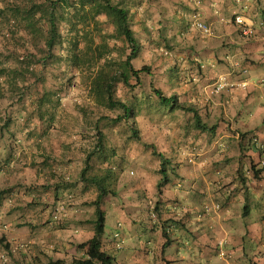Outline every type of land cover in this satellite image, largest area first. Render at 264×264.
<instances>
[{"label":"rangeland","instance_id":"obj_1","mask_svg":"<svg viewBox=\"0 0 264 264\" xmlns=\"http://www.w3.org/2000/svg\"><path fill=\"white\" fill-rule=\"evenodd\" d=\"M5 1L0 0V8L4 6ZM127 2L130 5L131 26L143 42L132 64L137 69L144 65L148 69L147 72L140 74L139 82L130 78V87H125L121 83L115 85V96L132 105L135 114L133 121L121 120L116 123L113 119L120 115L121 111L98 104L89 92V81L96 69L95 46L99 39L89 32L88 35L94 36V43L90 49L84 48L81 35L70 29L67 20L71 16V8L62 6L58 8L57 15L62 14L56 21L60 37L50 50L43 45L40 36L30 34L24 29L23 24L10 17L7 11H0V70H10L0 76L2 199L7 203L9 199L21 202L22 205L16 209L20 213L32 208L30 205L33 201L50 203L55 200L54 191L50 188L56 182H51V179L59 180L61 176L63 180L64 175L61 171H65L67 173L65 177H68L70 182L62 191H58L57 195L67 200L83 199L80 205H91L97 195V189L93 184L81 180L80 171L86 163L93 168L85 171L86 176L98 173L99 166L102 168L111 166L118 174L116 185L113 177L104 179L103 184L113 189L115 185L117 193L115 196L108 194L103 199L105 222L101 238L121 242L120 249H116L118 248L116 244L115 248H106V252L122 264H127L125 256L131 244V236L125 225L122 224L120 227L118 215L122 219L138 221L134 230L140 234V237L135 239L138 248L142 247L141 241L145 242L151 236L142 228L149 227L147 229L154 232L157 228L155 225L160 226L163 221L158 219L154 208L156 202L160 203L158 208L163 212L161 194L157 191L160 159L154 154L153 149L162 153L168 160L166 170L169 171L170 179H173L172 169L187 171L195 168L197 188L205 186L211 192L214 190V193L215 189H222L231 183L228 181L232 177L227 178L225 176L227 174L222 175V172L225 164L233 163V159L221 162L222 153L214 142L215 139L211 138L208 131L194 128L191 113L180 109L172 110L169 106L162 105L153 92V88H160L165 95L176 94L178 101H183L188 91L203 89L205 92L207 89V85L198 74L196 64L190 59L191 51L194 50L189 49L190 46H184L194 41V38H191L195 35L191 23L201 30L202 35H205L204 33L209 35L211 32L209 27L204 30L203 26H198L199 22L195 23L192 18L193 9L199 7L197 6L199 0H127ZM260 2L262 8L264 0ZM252 4L255 10L253 0ZM215 9L217 15L222 14L220 16L226 15L228 11L226 7ZM228 9L230 10L227 25L233 24L235 15L243 17L238 14L241 13L238 6L230 5ZM182 13L185 21L179 24L177 21ZM97 19L102 21L103 18L98 16ZM243 19L245 20L244 17ZM162 20L171 22L163 25ZM144 27H147L149 32H146ZM86 28L89 30L92 26ZM101 29L105 32L112 31L111 26L104 21L101 23ZM77 40L78 45L75 47L73 42ZM207 43L203 42L200 44L202 48L195 50L198 52L207 49ZM107 44L110 51L106 49L103 57L117 58L120 46L125 48L126 54L129 52L122 40L108 39ZM100 50L102 51V48ZM73 53L81 55L83 53L81 69L71 63ZM201 54L204 55L205 52ZM221 54V49H218L212 52L211 56L217 58L221 57ZM124 57L125 55L122 58ZM101 62L102 60L97 64ZM228 77L231 79V75ZM218 78L209 86L212 93L239 91L234 79L225 80L226 85L220 90H215ZM7 81H10L11 85ZM45 92L53 93L52 101L39 108L37 99ZM206 99L210 100L211 97L201 98L202 121L206 119ZM215 101L218 103L220 99ZM46 107H50V111L44 112ZM132 123L137 127L138 138L132 134L130 126ZM99 133H102L103 137H100ZM100 139L103 154H100L97 148ZM80 167L81 169L77 170ZM75 171L79 172L74 176ZM79 180L83 183L78 184ZM177 183L183 184V178H179ZM92 209L94 210V206ZM203 209V213L211 212L209 205H203ZM0 216L7 223L10 218L7 208L2 210ZM22 216L25 217L24 214L20 217ZM202 217L198 212L197 218ZM23 225L18 230L12 227V231H18V235L17 238L10 240L12 247L9 250L4 247L6 243L4 240L0 242V264H45L51 261L49 254L60 251L68 259L67 263L62 261L61 264H70L74 258L85 257L84 250L77 249L81 241L74 242L71 235H62L58 238L60 247L49 246L44 241L48 235V231H44L46 229H42L41 225L32 227L29 222ZM36 230L41 231L36 233L34 240H30L29 236ZM167 231L170 232L168 228ZM115 232L119 233V238H113ZM218 243L219 241L216 245H219ZM73 245L78 252L76 254L71 251ZM221 251L217 248L218 254L225 257L224 250L222 253ZM128 264L135 263L129 259Z\"/></svg>","mask_w":264,"mask_h":264},{"label":"crops","instance_id":"obj_2","mask_svg":"<svg viewBox=\"0 0 264 264\" xmlns=\"http://www.w3.org/2000/svg\"><path fill=\"white\" fill-rule=\"evenodd\" d=\"M253 1L255 10L252 0H199L197 5L199 7L193 9L192 18L195 23L199 22L209 27L211 32L209 35L207 33L202 35L201 30L194 27L190 21L193 26L191 29L195 32L194 37H191L194 41L184 45L194 50L191 51L190 59L196 64L198 74L207 85V89L205 92L203 89L195 92L190 90L186 99L180 102L195 104L202 116L201 98L211 97L210 100L205 101L207 111L203 122L216 125L215 130L209 133L222 153L221 162L233 159L232 164L223 166L222 172V175L227 174L225 175L227 178L232 177L228 181L231 183L222 189H215L214 193V190L211 192L205 186L197 188L195 168L187 171L172 169L173 179H169V182L161 187L160 193L163 207L161 219L163 224L169 226L171 240L164 247L165 239L162 237L159 225L154 232L147 229L149 227H144L142 230L150 233L151 236L145 242L141 241L142 247L138 248L135 239L140 237V234L134 231L138 221L122 219L118 215L120 227L122 224L125 225L131 236V244L125 256L127 264L129 259L135 264H167V262L169 264H248L247 261L264 264V16L260 13V0ZM230 5L238 6V10H241L238 14L243 15L247 22L249 20L248 23L257 24L254 37L249 39L242 37L238 26L226 24ZM216 7L218 9L226 7L228 10L226 15L220 16L221 13L217 15ZM262 9L264 10V6ZM162 21L163 25L171 22ZM184 21V13H182L177 22L182 24ZM203 42L212 44L207 43V49L197 52L195 49L202 48L200 44ZM218 49H221V57L217 55V58H212L211 53ZM201 52L205 54L202 55ZM247 58L249 61L246 60ZM225 71L228 73H223ZM216 78L218 81L234 79L239 91L212 93L209 86L217 80ZM176 84L177 82L174 85ZM218 99L220 101L217 103L215 100ZM252 165L255 170L263 167L258 174L259 178L252 177ZM79 169L81 167L77 170ZM78 172L74 173V176ZM61 173L64 175L63 180L61 176L59 180L51 179V182L56 181L50 188L54 191L55 200L50 203L39 200L29 201L32 202L30 205L32 208L24 213L16 210L22 205L21 202L17 203L9 199L7 203L0 194V213L7 208V214L10 215L7 223L0 216V238L9 244V248L12 247L10 240L17 238L18 235V231H12V227L18 230L25 222L32 224L30 225L32 227L41 225L42 229H46L44 231H48V235L45 236L44 241L49 246L60 247L58 238L62 235H71L74 242L81 241L80 243L93 236L95 219L93 205H80L83 199L67 200L57 195L58 191H62L70 182V179L65 177L67 173L65 171ZM241 176H245L246 179L242 181ZM179 178H183V184L177 183ZM60 180L62 181L59 182ZM205 204L210 206L211 212L203 213ZM198 212L203 216L202 219L197 218ZM21 214L25 217H20ZM26 217L28 221L24 219ZM40 231L36 230L29 239L34 240L36 233ZM221 240L224 241L223 247L216 245ZM101 241L103 250L108 247L115 248L113 239L101 238ZM217 248L224 250L225 257L218 254ZM77 249L85 252V248ZM71 251L78 253L75 245L72 246ZM49 257L51 261L59 259L68 262L61 251L49 254ZM113 264L122 263L114 259Z\"/></svg>","mask_w":264,"mask_h":264},{"label":"trees","instance_id":"obj_3","mask_svg":"<svg viewBox=\"0 0 264 264\" xmlns=\"http://www.w3.org/2000/svg\"><path fill=\"white\" fill-rule=\"evenodd\" d=\"M5 2L4 6L0 8V11H7L10 14V17L21 22L24 29L30 34L40 36L43 45L47 50H50L52 46L58 42L60 37L56 21L62 16V14L58 13L57 15L56 12L58 8L61 6L71 8V16L67 20L70 24V29L81 35L80 38L84 44V48L90 49L91 45L94 43V36H91V34L88 35L89 32H92L93 35L95 34L99 39L95 46V49L97 50L95 52L96 69L94 75L89 81V92L93 95L94 100L98 104L109 109H119L121 111V114L113 119V122L116 123L121 120L130 121L135 118L132 105L125 103L115 96V85L117 83H121L125 87H130V78H134L136 82H139L140 74L147 72L148 69L145 65L137 69L132 64V60L138 56V53L143 46V42L137 37L135 29L131 26L130 5L127 0H6ZM260 13L261 16H264V10L262 8H260ZM98 16L103 18L102 21L101 19H97ZM103 21L111 26V32L102 31L101 23ZM232 22L234 25L238 26L242 37L249 39L248 37H254L256 35L257 24H252V26H250L252 30L250 34H243L242 30L244 25L236 23L234 19ZM90 25L92 26V29H89V31L86 27H89ZM144 29L146 32H149L147 27H144ZM108 39L122 40L126 44V48H128L129 52L126 54L125 48L120 46L117 51L118 59L113 57H103V52H105L106 49L110 51L109 45L107 44ZM73 43L76 47L78 45V40ZM101 48L102 51L100 50ZM124 55L125 57L122 58ZM70 60L74 67L81 69L83 53L82 55L73 53ZM100 60H102V62L97 64ZM246 60L249 61V58ZM8 72H10L9 69H1L0 76L2 74H7ZM14 81L15 80L13 79V82ZM8 83L10 84L11 82L9 81ZM153 92L162 105L169 106L172 110L180 109L184 112L191 113L194 128L208 132H213L215 130V124L208 125L202 121L201 115L195 104L180 102L178 101L176 94L165 95L160 88H153ZM52 96L53 93H42L37 99V106L41 108L47 105L52 101ZM47 110L50 111V107H46L44 112H47ZM130 126L133 136L138 138L139 134L137 127L133 123ZM241 134L244 135V133ZM99 135L100 137H103L102 133H99ZM97 148L99 153L103 154L101 139L99 140ZM153 152L160 159V178L157 182V191L158 193H161V187L168 183L170 179L166 170L168 160L163 157L162 153L155 151V149H153ZM91 168L92 166L86 163L85 167L80 171L79 177L82 181H87L93 184L97 189V195L91 203L94 206L95 215V219L93 220V236L87 241L77 245L79 248H85V257L79 259L74 258L70 264H113L114 258L106 252V249H102L101 235L104 232L105 222V211L102 208V202L106 195H116L117 192L115 190V185L118 180V174L114 172L111 166L103 168L99 166L98 173L94 172L93 175L86 176L85 171H88V169ZM262 169L263 167L255 170L252 165V177L259 178L258 174ZM112 177L115 183L114 189L103 184L104 179ZM245 179V176H241L242 181ZM159 204L160 203L156 202L154 208L157 213L156 216L161 220L162 212L158 208ZM157 225H155V227H157ZM158 227L161 230L162 237L165 239L163 245L165 247L171 240L170 232L167 231V228L169 227L168 225L163 224V222ZM0 242H3L2 238H0ZM4 247L8 250L10 249L8 243H5ZM61 263L62 260L57 259L55 261H48L45 264ZM247 263L255 264L251 261H247ZM167 264L169 263L167 262Z\"/></svg>","mask_w":264,"mask_h":264},{"label":"built area","instance_id":"obj_4","mask_svg":"<svg viewBox=\"0 0 264 264\" xmlns=\"http://www.w3.org/2000/svg\"><path fill=\"white\" fill-rule=\"evenodd\" d=\"M234 21L236 22V23H238V24H243L244 25V28H243V33L244 34H250L251 33V27H250V24L249 23H246V21L243 19V17H241V16H239V15H235L234 16ZM198 24V26H203V28H204V30H206L207 29V27L206 26H204L202 23H197ZM226 85V82L224 81V80H220V81H218L217 83H216V87H215V90H220L221 88H223L224 86ZM113 238H119V233L118 232H115L114 234H113ZM121 241H122V239H120ZM121 243V242H120ZM120 243H116L117 244V247L119 248V246H120ZM219 245V247H221L222 245H223V241L221 240V241H219V243H218ZM220 249V251H221V248H219ZM221 253H222V251H221Z\"/></svg>","mask_w":264,"mask_h":264}]
</instances>
